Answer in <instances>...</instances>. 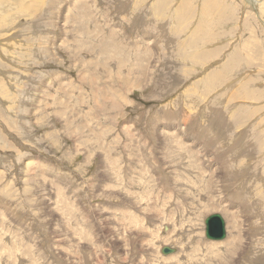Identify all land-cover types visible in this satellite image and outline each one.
<instances>
[{
    "label": "rangeland",
    "instance_id": "obj_1",
    "mask_svg": "<svg viewBox=\"0 0 264 264\" xmlns=\"http://www.w3.org/2000/svg\"><path fill=\"white\" fill-rule=\"evenodd\" d=\"M29 4L0 0V264H264V0Z\"/></svg>",
    "mask_w": 264,
    "mask_h": 264
},
{
    "label": "water",
    "instance_id": "obj_2",
    "mask_svg": "<svg viewBox=\"0 0 264 264\" xmlns=\"http://www.w3.org/2000/svg\"><path fill=\"white\" fill-rule=\"evenodd\" d=\"M205 236L209 240H223L228 236L227 222L221 213H212L205 218ZM170 246L162 248L163 254L174 253Z\"/></svg>",
    "mask_w": 264,
    "mask_h": 264
},
{
    "label": "bare ground",
    "instance_id": "obj_3",
    "mask_svg": "<svg viewBox=\"0 0 264 264\" xmlns=\"http://www.w3.org/2000/svg\"><path fill=\"white\" fill-rule=\"evenodd\" d=\"M27 1V0H26ZM29 1V6H28V10H29V8L31 7V10L32 11H35V10H33V9H36L37 10V12L38 11H40L41 12V10L42 9H44L43 8V5H44V2H45V0H28ZM52 1V0H51ZM25 4V3H24ZM27 5V4H26ZM23 7H25V5L23 6ZM27 7V6H26ZM84 7H86V6H84ZM23 10V9H22ZM26 10V9H25ZM24 10V11H25ZM43 11V10H42ZM26 12H27V10H26ZM44 12V11H43ZM22 13V12H21ZM33 13V12H32ZM41 14V13H40ZM43 15V14H42ZM71 16V15H70ZM200 27V26H199ZM212 47V46H211ZM215 48V47H214ZM213 53H215L214 51H213ZM227 79V78H226ZM165 128V127H164ZM182 130H184L182 127H179L178 128V130H177V133H178V131H182ZM176 131V128L174 129V132ZM171 133H173V132H171ZM157 135H158V138L159 139H162L161 140V142H164V140L167 138V134L166 133H157ZM171 136V135H170ZM172 136H174V137H176V135H175V133L172 135ZM57 187V186H56ZM130 198V197H129ZM130 200H131V198H130ZM5 212V211H4ZM96 222V221H95ZM94 227V226H93ZM97 234V233H96ZM100 235V234H99ZM100 237V236H99ZM63 243V242H62ZM213 244V243H212ZM216 245H218L217 243H215ZM119 246V245H118ZM121 247L123 246V245H120ZM164 246H170V245H163L162 247H161V252H162V248L164 247ZM170 247H172V248H174L175 249V252H177V248L176 247H174V246H170ZM212 247V246H211ZM243 248H244V246L243 247H241V251L243 250ZM58 249V248H57ZM234 249V248H233ZM42 250V249H41ZM235 250V249H234ZM55 251H56V248H55ZM58 251V250H57ZM62 251V250H61ZM64 251V250H63ZM240 251V252H241ZM60 252V251H59ZM231 252V251H230ZM54 253V252H53ZM57 253V252H56ZM233 253V252H232ZM231 253V254H232ZM233 255V254H232ZM230 256V255H229ZM68 257H69V255H68ZM67 257V259L69 260L70 258H68ZM233 258V257H232ZM231 257H230V259H232ZM69 261H71V260H69ZM232 262H233V259H232V261L230 262L231 264H232Z\"/></svg>",
    "mask_w": 264,
    "mask_h": 264
}]
</instances>
